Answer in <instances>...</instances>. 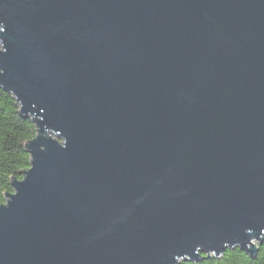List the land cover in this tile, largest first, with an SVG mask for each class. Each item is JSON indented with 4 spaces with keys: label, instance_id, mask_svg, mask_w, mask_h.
I'll use <instances>...</instances> for the list:
<instances>
[{
    "label": "water",
    "instance_id": "water-1",
    "mask_svg": "<svg viewBox=\"0 0 264 264\" xmlns=\"http://www.w3.org/2000/svg\"><path fill=\"white\" fill-rule=\"evenodd\" d=\"M0 88L35 117L0 264H180L264 242V0H0Z\"/></svg>",
    "mask_w": 264,
    "mask_h": 264
},
{
    "label": "trees",
    "instance_id": "trees-1",
    "mask_svg": "<svg viewBox=\"0 0 264 264\" xmlns=\"http://www.w3.org/2000/svg\"><path fill=\"white\" fill-rule=\"evenodd\" d=\"M35 121L33 116L21 115L12 95L0 88V205L14 193L13 181H22L23 174L30 169L31 157L26 144L38 133ZM180 264H264V242L254 256L234 248L219 258L202 255L196 263Z\"/></svg>",
    "mask_w": 264,
    "mask_h": 264
},
{
    "label": "snow or ice",
    "instance_id": "snow-or-ice-1",
    "mask_svg": "<svg viewBox=\"0 0 264 264\" xmlns=\"http://www.w3.org/2000/svg\"><path fill=\"white\" fill-rule=\"evenodd\" d=\"M0 31H3V28H0Z\"/></svg>",
    "mask_w": 264,
    "mask_h": 264
}]
</instances>
